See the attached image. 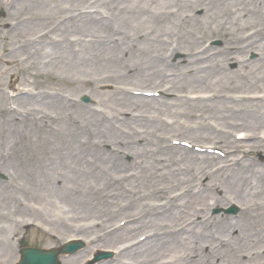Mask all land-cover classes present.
<instances>
[{
    "label": "rangeland",
    "instance_id": "obj_1",
    "mask_svg": "<svg viewBox=\"0 0 264 264\" xmlns=\"http://www.w3.org/2000/svg\"><path fill=\"white\" fill-rule=\"evenodd\" d=\"M98 1L99 0H67V2H64V0H0V58H5L4 61L0 63V120L5 121L6 118H8L12 125H17L16 128L20 130L19 133L21 138H19L20 141L18 140L19 148L15 152L10 153L5 147L2 149L3 155H0V175L6 176H4V178L0 176V186L3 185V187L11 190L10 194L7 193L8 195H6V197L10 196L9 201L12 204L19 205V201L15 199H22L23 205H21V209H18L19 211L16 212L2 204L4 206L2 210L5 212L9 211L10 213L9 219L17 223H11L6 226L7 229L13 230L14 237L12 238V244L14 243L16 249V259H14L17 261L19 259V252L16 246L20 238L21 245L31 244L49 246L52 242L55 243V245L61 244L67 241L72 234H76L75 232L66 231L65 235L59 236L60 230H58V233H56L58 237L55 238V240L51 238V234H54L57 228L48 223L49 220L47 217L37 212L40 208L41 210L43 209V203L40 199L32 200L33 197L30 198V196L33 195V193L31 191L28 192L29 188L32 186V182H34V179L30 175V169L31 173L37 170L40 161L32 159L31 164L29 160L26 162L24 161L28 166L23 163L20 165L15 162V159L18 157H20V161L23 160L27 156L25 153H35V158L38 160L57 161L61 158L62 152H65V149L69 147L70 150L74 152L81 151L84 154H89V150L92 149V154L95 156L101 154L103 157H106L105 155H107L112 157L118 165L122 163L128 165L126 169L123 170L127 178L123 182L130 187V189H135V191H133L134 193L137 192L135 186L137 187L138 184L137 175L139 169L136 164L138 159L135 157L134 153L126 149V142L139 149L145 146L153 149L156 153L153 155L152 161L155 163H159L167 158L169 159L170 155H172L170 158L177 156L182 148H188L191 152H195L196 154L207 155L209 159L205 166H207L206 168L212 174H216L213 171H216L224 165L223 160L227 159L226 152L234 147L233 144L241 141L240 144H242L244 148H247L246 145L252 143L250 139L238 138V134H236L238 131L239 133H246V128L240 126L230 130V141L226 139L225 143L221 142L219 139H213L212 136H206L205 133L200 135L199 132L204 125V115L210 118V116H208L209 113H201L210 112L211 108H213L212 113L215 114L218 108L223 105V101H229L231 102L229 105V112L239 114L243 109L241 107L242 103L246 102V97L250 96L256 98L264 95V91L258 89H252L250 91L252 93H247L245 92L249 91L245 89L247 87L241 85L243 82L259 81L261 77H264V69L260 67L264 63V35H254L252 29L244 26L237 29L238 31L234 33L235 37H237V40H234V35L224 36L220 33H216L214 30L203 28V16L205 13L203 6H192L191 8L184 9L182 6L174 4V1H171L169 5H167V10L175 15V19H172V21L178 24L184 21L182 24H185V26H181L180 32L174 27L165 26L163 30L159 29L153 33V37L149 41H157L159 38L162 39V37H164L168 42V44L165 45V50H162L164 55L162 63L167 68L158 74L160 79L155 76L152 81H145L143 80V76L142 78L140 77L141 73L147 69V60H154L153 56L160 51L159 48L144 43L141 39L135 37L136 31L138 27H140V20L129 21V16L125 15V1ZM213 1H215L214 4L220 3L219 0ZM143 6L147 7L148 3L143 4ZM97 13L100 15H98L99 17L110 23V29L92 27L88 23L89 19H87V17L91 18ZM141 14L142 13H140V15ZM181 15L186 16L187 19H181ZM190 20L191 22H188ZM172 21H169L166 25L172 26L170 23ZM257 25L258 27H264L263 23H257ZM93 28L99 30L95 35V39H93L95 47L92 46L89 49L84 46V43L77 44L75 37L80 36L78 33L81 30L93 32ZM190 30L192 33L189 36L188 31ZM126 34L130 35V37L132 36V39L126 37ZM142 34H144V32H142ZM247 34L254 35L253 41H251L252 37ZM122 36H124V45L120 40ZM183 37H190L195 41L193 53L197 52L204 56V49H208L205 53V58L207 56H212L223 64L225 71L231 73L233 76L234 81L231 82L229 87L218 84L214 89L213 85L201 81L203 75L192 76L193 70L191 71L186 67L190 59L188 54L192 51H188L189 48L181 46V44L189 45L185 42ZM31 39L35 44L46 40L45 44H47V41H54L56 45L62 43L64 47L71 43L74 50L72 55L75 54V56H78L83 49L88 52L91 51L92 56L89 55L90 62L86 67L76 66V61L70 62L68 67H59L56 62L48 59L45 60L44 66L31 63V61L23 63V60L31 53L30 50H27L29 48L27 46L30 44L33 45L29 42ZM254 41L261 43L259 48L252 45ZM132 42H135L138 48L134 46ZM214 42H218L219 44L215 45ZM111 46H115L117 50H113ZM179 46H181V48H178ZM12 49L16 51L12 52ZM124 49L127 55L125 54V57L121 59L124 54ZM10 50L12 52L11 56L8 54ZM167 61L170 64L167 63ZM134 64H139L140 67H133ZM217 73L222 72L217 71ZM254 75H259L258 79L251 78ZM154 82H157V84H154ZM168 82L172 83L173 87L168 88ZM144 93H152V96L149 97H155L159 100L158 102L161 107L160 111L155 109V107L142 108L136 106V100H134L135 103H133V107L124 106L130 103L128 102L130 97L141 96ZM213 93H217V95L212 96ZM221 93H226V97H221ZM84 95L91 98L92 102L90 104L81 102V96ZM230 96L240 97L233 101L229 99ZM47 97L49 99L56 98L58 100L60 98V108L57 105L51 107L50 105H33L29 102V100L32 101V99L35 98ZM204 97L207 100H204ZM217 100L222 102H213ZM9 106L13 108L16 107L22 111L25 109L32 110L38 114L46 115V118L42 122H36L35 124H30L31 121H29V118L26 122L18 125L13 120L14 115L10 114L8 111ZM102 111L104 114H102ZM91 114L94 115L91 116ZM72 118L76 120L73 122L71 121ZM110 119H112V121L109 122ZM219 120H208L210 124H213L211 131L216 134L219 133V128H221L222 125L219 123ZM84 121L88 128L92 130L96 125L105 128L108 125L111 126V124H114L116 127L122 129V138L110 141L109 138L103 136L102 133H93L90 137L96 144H88L86 148H84L85 150H82L81 140L88 139V134L86 133L88 129L85 127ZM160 121H164L165 125L159 126L158 122ZM125 122H128L130 125L123 126L122 124ZM73 129L75 131H73ZM262 130L264 131V129ZM35 132H38V135L35 134ZM78 133L80 134L78 135ZM263 135L264 132L261 136ZM38 137L45 139L46 142L40 143V140L38 142ZM138 140L140 143H138ZM174 141L189 142L190 147L180 144L175 145L173 143ZM261 141L263 147L252 148L250 154L245 158L247 160L246 162L249 163V167L243 170L242 173L249 175L254 167H256L255 169L259 173L264 171L257 169V166L264 167V139H261ZM103 142L107 144L108 149L98 147L97 144ZM1 147L2 143L0 142V148ZM112 149L120 151L123 155L110 151ZM121 150H125V152ZM88 158L89 161H93L91 155H88ZM103 162V166L113 165L111 159L102 161V163ZM179 165L184 167L182 163H179ZM230 165L231 164L228 163V166ZM173 166L176 169L177 165ZM127 173L128 175H126ZM216 176L217 175H212L211 178L209 176H204L202 180L204 186L201 185L200 181L193 183L190 175L188 178L189 181L186 183L179 184L177 180L171 179L172 184H168L170 185L169 187L164 185L170 192H174L176 195H180V190L184 189L185 186H189L191 190L194 189L196 192L205 191L206 188L211 195L215 197L220 196L219 200L215 198L212 199V197L207 199L208 202H204L208 205L207 207L203 202L196 201L191 203L190 207L186 205L183 212L176 209L178 210L177 212L180 213L179 218H181V227L184 228V231L187 230L185 235L199 236L205 231L207 236L212 234L215 236L220 235L218 228L221 224H225V222L227 223L230 220H237L238 225H236L234 231L238 232V241L246 244V247L239 253H236V249L231 248L232 245L226 249L225 253L222 252L223 250H216L209 256L204 253V264L208 263V259H213L214 255H225L226 253L230 255V262L227 261L222 264H235V257L233 256L236 254L239 262L244 263L248 260L250 264H264L263 212L250 211L243 203L223 198V189L211 184L213 181L212 178L216 180ZM257 183L254 197L257 201H262L264 200V177ZM95 186H97V182ZM143 192H139L140 195L136 197L135 203L129 207V212L125 213L122 217L130 218L132 214H136L139 216V220H149L150 216L157 215L158 209H155L157 208L155 204L158 203V201L153 200H158V196L151 193L143 194ZM190 193L191 192L185 196H188ZM145 195H147L146 198ZM6 197L1 195L0 199L10 204L8 201L4 200ZM126 199L127 198L117 199L115 203ZM99 200L100 199H96V201L94 200L93 202H98L97 204L99 205L101 203ZM144 200H152L150 201V205L153 207L148 214L142 210L143 204L141 203H143ZM178 202L184 204L183 200H179ZM197 203H199L197 206H204V216L207 215L205 218H209L207 224H204V221L201 222L202 217L196 220L192 219L195 217L194 210L196 206L194 204ZM33 204L37 207H33ZM233 204L237 205L240 209L237 215H226L224 213L214 215L212 213L216 208L229 207ZM94 206L97 208L96 205ZM78 214L79 212L74 213V218L80 220ZM140 214L143 219H141ZM4 219L6 218H0V222H2L0 224L3 225ZM27 221L32 225L30 228H25L23 225L24 223H28ZM113 223L114 222H109L106 226L102 225L100 228L97 227V231L95 230V232L102 234L101 231L103 229L106 230L107 227L111 226ZM140 223L141 221L139 224ZM149 225L151 224L147 226L149 227ZM74 227L77 228L78 225ZM142 231H144V227L139 231H135L126 240L133 241L146 234L149 235L150 229H146V231H148L146 234ZM0 232L5 233V230L0 229ZM15 236L18 238L17 240ZM1 243L2 241L0 240V244ZM114 243L115 242H112L111 244ZM211 243L213 244V241H211ZM108 244L109 243H106L101 246V244L97 245L93 244V242H89L88 247L86 246L78 255L69 257L68 261H65L64 264H88V260L95 250H103V248L112 250L111 248H114L113 245ZM212 247L214 248V245ZM207 248H210L209 242L206 249L204 248L205 252ZM249 254L250 256H248ZM132 255L133 254H125L123 257L124 262L129 260ZM246 256H248L249 259L243 258ZM116 259L117 258L114 260L110 259V261L113 260L115 262ZM15 260L7 264H14ZM157 260L153 263L146 264H155ZM110 261L108 260L106 262Z\"/></svg>",
    "mask_w": 264,
    "mask_h": 264
},
{
    "label": "bare ground",
    "instance_id": "obj_2",
    "mask_svg": "<svg viewBox=\"0 0 264 264\" xmlns=\"http://www.w3.org/2000/svg\"><path fill=\"white\" fill-rule=\"evenodd\" d=\"M102 1L103 0H99L98 2ZM123 1H125V15L129 16V21L137 19L140 20V27H138L135 37H138L144 43L158 47L160 50L153 56L154 60H147V69L144 70L140 76L141 78L143 76V80L145 81H152L155 76L158 77V74L167 68L162 63V61L164 57L163 51L165 50V45H167L168 42L164 37H162V39L159 38L157 41H149L152 39L153 33L159 29L163 30L165 26L171 28L174 27L180 32L181 26H185V24H182L184 21L179 24L172 21V19H175V15L167 10V5H169L171 1H174V4L180 5L184 9L191 8L192 6H203L205 9L203 16L204 29L208 28L209 30L216 31V33L229 36L234 35V33L238 31L237 29L246 26L253 30L254 35H264V27H258L257 25V23L264 24V0H219L220 3L217 4H214L215 1L213 0ZM64 2H67V0H64ZM146 3H148V6L144 7L143 4ZM140 13H142V16ZM98 15L99 14L97 13L96 15H93L94 17H87V19H89L88 23L92 27L110 29V23ZM180 17L181 19H187L186 16L183 15ZM169 21H172L170 22L172 26L166 25ZM188 22H191V20ZM98 31L99 30H96L95 28H93V32L81 30L78 33L80 36L75 37L77 44L84 43V46L90 49V47L94 46L93 39H95V35L98 33ZM142 32H144V34H142ZM191 33V30L188 31L189 36ZM247 35L252 37L251 41H253L254 35ZM123 37L124 36H122L120 40L124 45ZM126 37L132 39V36L130 37L128 34H126ZM183 39H185V42H187L189 45L181 44V46L189 48L188 51H192L188 54L190 59L188 60L189 62L186 66L191 71L193 70L192 76L203 75L201 81L208 83L209 85H213L214 89L218 84L229 87L231 82L234 81L233 76L231 73L225 71L223 64H221L220 61L214 59L212 56H207L205 58V53L208 49H204V56L197 52L193 53L195 41L190 37H183ZM135 40L140 41L138 39ZM234 40H237L235 35ZM45 43L46 40L35 45L30 44L27 46L29 48L27 49L26 47V49L30 50L31 53L25 58V60H23V63L26 61H31V63H37L38 65L44 66L46 62L45 60L48 59L56 62L57 66L59 67H68L69 63L73 61H76V66L86 67V65L90 62L89 55L92 56L91 51L88 52L87 50L82 49L81 54L75 56V54L72 55L74 50L71 43L67 44L65 47L62 43L56 45L54 41H47V44ZM132 44L137 46L135 42H132ZM252 45L259 48L261 43L254 41ZM181 46L178 48H181ZM111 48L113 50H117L115 46H111ZM15 51V49H12V52ZM10 52L11 50L8 52V54L11 56L12 52ZM123 53L124 54L121 59L125 57V54L127 55L125 49ZM4 59L5 58L3 57L0 58L1 61H4ZM133 67H140V65L134 64ZM260 67L264 69V63ZM217 71H221L222 73H217ZM258 76L254 75L251 78L258 79ZM154 84H157V82H154ZM241 85L247 87L245 89H248L249 91L244 90L247 93H252L250 92L252 89L264 91V77H261L259 81L243 82ZM167 87H173L172 83L168 82ZM213 95L216 96L217 93H213L212 96ZM220 96L226 97V93H221ZM239 97L240 96H230L229 99L234 101ZM48 99V97L38 99L35 98L32 99V101L29 100V102L33 105H50L51 107H53V105H57L60 108V98L59 100L56 98ZM245 99L246 102L242 103L241 107L243 109L239 114L235 112H229V105L231 104L229 101H223V105L218 108V111L215 114L212 113L213 108H211L210 112L201 113H209L208 116H210V118H207L204 115V125L202 126V130L199 132L200 135L205 133L206 136H212L213 139H219L221 142L225 143L226 139L230 141V130L240 126L246 128V133L243 136L240 135L241 138L250 139L252 142L251 144L246 145L247 148H244V146L240 144L241 141L237 143L233 142L235 143L233 144L234 147L226 152L227 159L223 160L224 165L221 168H218L216 171H213L216 174H212L206 168L207 166H205L209 159V156L207 155L196 154L195 152H191L189 149L182 148L180 149V153L177 156L170 158V156H172L170 155L169 159L167 158L166 160L160 161L159 163H155L152 161V157L156 153L153 149L149 148L148 146L139 149L136 146L134 147L129 145L127 142L125 143L126 149L129 152L134 153L135 157L138 159V162L136 163L139 169V173L137 175L138 184L137 187L135 186V188H137V192L134 193L133 191H135V189H129V187L123 182L127 179L123 173V170H125L128 165L123 163L118 165L112 157L107 155H105L106 157H103L101 154H97L95 156L92 154V149L89 150V154H84L81 151L74 152L70 150L69 147L65 149V152H62L61 158H59L57 161H42V159L38 160L35 158V153H25L27 156L23 160L20 161V157H18L15 159V162L19 163L20 165L23 163L28 166V164L25 163L27 160H29L30 164L32 159L40 161L37 170L32 171L31 173L30 169V175L34 179V182H32V186L29 188L28 192L31 191L33 193V195L30 196V198L33 197L32 200L40 199V201H42L43 209L41 210L40 208L37 210V212L42 213L41 215L47 217L49 220L48 223L57 228V230H55V234L58 233V230H60L59 236L65 235L66 231L76 232L85 236V240H90L97 245L101 244V246L106 243L115 242L113 245L115 246L118 253L116 261L102 264H146L151 262L153 263L157 259L158 260L155 264H204V248L207 247L208 242L210 243V248L206 250L208 253L207 256L213 254L216 250H223L222 252L225 253L226 249L229 248L230 245H232V249H236V253L241 252L246 247V244L238 241V232L234 231L236 225H238V221L230 220L227 223L225 222V224H221L218 228L220 235L214 236L212 234L207 237L206 231L203 234L201 233L199 236L185 235L187 230L184 231V228L181 227V218H179L180 213L177 211L181 210V212H183L186 208V205L190 207L191 203L196 201L203 202V204L207 207L208 205L204 203L208 202L207 199L212 197V199L215 198L216 200H219L220 196L215 197L211 195V193H209L206 188L205 191L202 190L201 192H196L194 189L191 190L189 186V188L185 186L184 189L180 190V195H176L174 192H170L166 187L170 186L168 184H172L171 179L177 180L179 184L186 183L189 181V175L193 183L200 181L201 185L204 186V183L202 182L204 176H209L211 178L212 175H217L216 180L212 178L213 181L211 184L219 186L223 189V198L236 200L237 202L243 203L250 211H262L264 216V200L257 201L254 197L256 185L258 184L257 182L261 181L264 177V167L257 166L258 170L261 169L263 171L262 173L257 172L255 169L256 167L251 170V174L249 175L242 173L243 170L249 167V163L246 162L247 160L245 158L248 154H250L252 148L263 147L261 139H264V135H261L264 132L262 130L264 129V95L256 98L249 96ZM134 100L137 101L136 106H140L142 108L155 107V109L158 111L161 109L158 99L148 98L144 95L130 97L128 100L130 103L124 106L133 107V103H135ZM204 100L207 99L204 97ZM213 102L221 103L222 101L217 100ZM28 111L32 113L33 117H42L33 113L31 110ZM17 115L15 114L16 117ZM92 115L94 114H91V116ZM209 119H220L219 123L222 125L221 128H219V131L217 130L219 132L218 134L211 131L213 124L208 122ZM74 120L76 119H71L73 122ZM158 123L159 126L165 125L164 121H160ZM16 124H18V122H16ZM84 124L88 129L86 132L88 134V139L81 140L82 150H85L84 148H86V145L88 144H95V142L90 137V135H93V133H102L103 136H107L110 141H115L116 139L118 140L119 138H122V129L116 127L114 124H111V126L108 125L105 128L96 125L93 130L88 128L85 121ZM122 125L126 126L130 124L125 122ZM16 126L17 125L14 124L12 125L8 118H6L5 121L0 120V142L2 143L0 155H3L2 149H4V147L7 148L10 153L15 152L19 148L18 140L20 141L21 138L19 129L16 128ZM68 127L71 128L70 126ZM73 131L75 130L73 129ZM35 134L38 135V132H35ZM79 134L80 133H78V135ZM236 134H239V131ZM39 140L40 143L46 142L45 139L38 137V142ZM113 151L120 155V151H116L115 149ZM121 151L125 152V150ZM88 155H91V158L93 159L92 162L89 161ZM107 159H111L113 162L112 166H103L104 162L102 163V161ZM179 163H182L184 167L180 166ZM228 163L231 165L228 166ZM173 165H177L176 169ZM96 182L97 186H95ZM159 184L161 188L159 187ZM9 191L11 190L0 187V197L1 195L6 197V195H8L7 193L10 194ZM139 192H143V194L151 193L158 196V200H153L158 201V203L155 204L157 207L155 209H158L157 215L150 216L149 220L143 219L139 224V222H137L138 220H136V216L133 214L129 224L125 225L124 227L115 226V222L118 221L122 215L129 212L127 208L121 210L120 201L117 203H115V201L117 199L127 198L132 205L135 203L134 201L136 197L140 195ZM189 192L191 193L188 196H185ZM203 195L205 196V200ZM146 196L147 195H145V198ZM9 198L10 196L6 197V199H2L8 201L10 204H7L0 199V205L3 204L9 209H13L14 212L19 211L18 209H21V205L23 204H21V202L19 205L14 203L12 204L9 201ZM96 199H100L99 201H101L97 208H95L93 204L98 203L93 202L94 200L96 201ZM179 200H183L184 204L181 203V205L178 202ZM198 204L199 203L194 204L196 206L194 210L195 217L192 219L196 220L199 217H202L201 222H203L204 206H197ZM35 206L36 205L33 204V207ZM152 207V205L148 204L146 200H144L143 212L148 214ZM77 212H79L78 215L80 220L78 218H74V213ZM0 216L6 218L4 223L6 221H10L12 223L14 222L12 219H9V211L0 214ZM109 222L114 223L107 228L116 227V229L119 231L114 232L109 236H106L107 234H103L105 229L101 231L102 234L95 232V230L97 231V227L100 228L102 225L106 226ZM148 224L151 225L148 227ZM75 225H78V227L75 228ZM143 227L145 234L146 229L148 228L150 229V234L145 240H143V242L141 241V244H136L131 240H126L135 231H139L140 229H143ZM0 229L4 230L5 226L1 225ZM0 240L2 241L0 244V264H7L12 258H14L13 255L15 248L12 244V247L7 249V239L4 237V232H0ZM211 241H213V244ZM213 245L214 248L212 247ZM125 254L133 255L129 260L124 262L123 257ZM236 256L237 254L233 256L235 257V264H250L248 260H246L244 263L239 262ZM248 256H250V254ZM248 256L243 258L246 259ZM227 261L230 262V255L228 253L225 255H214L213 259L207 260L209 264H222Z\"/></svg>",
    "mask_w": 264,
    "mask_h": 264
},
{
    "label": "water",
    "instance_id": "obj_3",
    "mask_svg": "<svg viewBox=\"0 0 264 264\" xmlns=\"http://www.w3.org/2000/svg\"><path fill=\"white\" fill-rule=\"evenodd\" d=\"M30 254H33V255L35 256V258H33V259L31 260V262L34 263V264H39V261H38L37 258H41V259L43 258L42 256H40L41 254H38V253L33 252V251L29 252V255H30ZM27 262H28V260H27ZM53 264H57V261L54 260V261H53Z\"/></svg>",
    "mask_w": 264,
    "mask_h": 264
}]
</instances>
